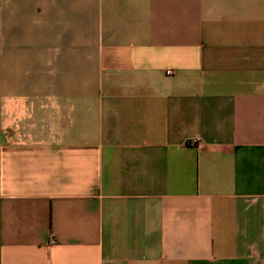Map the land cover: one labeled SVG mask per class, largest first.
Listing matches in <instances>:
<instances>
[{
    "label": "crops",
    "instance_id": "0c3cea01",
    "mask_svg": "<svg viewBox=\"0 0 264 264\" xmlns=\"http://www.w3.org/2000/svg\"><path fill=\"white\" fill-rule=\"evenodd\" d=\"M0 264H264V0H0Z\"/></svg>",
    "mask_w": 264,
    "mask_h": 264
},
{
    "label": "built area",
    "instance_id": "2783aa9c",
    "mask_svg": "<svg viewBox=\"0 0 264 264\" xmlns=\"http://www.w3.org/2000/svg\"><path fill=\"white\" fill-rule=\"evenodd\" d=\"M167 74H169V72H167ZM191 143H192L193 145L197 146L198 148H202V146L198 143L197 140H193Z\"/></svg>",
    "mask_w": 264,
    "mask_h": 264
}]
</instances>
